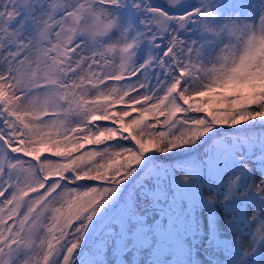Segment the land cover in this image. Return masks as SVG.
Wrapping results in <instances>:
<instances>
[{"label":"snow or ice","instance_id":"obj_1","mask_svg":"<svg viewBox=\"0 0 264 264\" xmlns=\"http://www.w3.org/2000/svg\"><path fill=\"white\" fill-rule=\"evenodd\" d=\"M0 264H264V0H0Z\"/></svg>","mask_w":264,"mask_h":264}]
</instances>
